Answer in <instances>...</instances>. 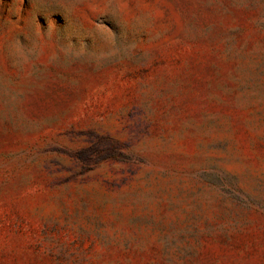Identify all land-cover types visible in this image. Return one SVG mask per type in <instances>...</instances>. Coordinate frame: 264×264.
<instances>
[{"label": "rangeland", "instance_id": "obj_1", "mask_svg": "<svg viewBox=\"0 0 264 264\" xmlns=\"http://www.w3.org/2000/svg\"><path fill=\"white\" fill-rule=\"evenodd\" d=\"M0 264H264V0H0Z\"/></svg>", "mask_w": 264, "mask_h": 264}]
</instances>
